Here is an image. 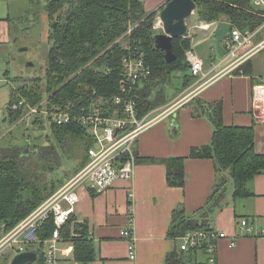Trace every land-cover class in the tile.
Listing matches in <instances>:
<instances>
[{
	"label": "trees",
	"instance_id": "1",
	"mask_svg": "<svg viewBox=\"0 0 264 264\" xmlns=\"http://www.w3.org/2000/svg\"><path fill=\"white\" fill-rule=\"evenodd\" d=\"M46 1V10L52 23L45 83H42L41 77L27 79L28 82L24 80L16 90L12 89L9 107L23 98H27V105L38 106L48 94L51 95L48 96L49 105L61 104L66 107L72 103L77 111L88 103L93 90L108 97L116 95L120 89L122 60L126 53L116 41L129 29L132 31L128 40L133 48L142 52L146 64L151 68L150 76L136 90L139 116H144L165 103V86L172 81L173 73L185 72L187 83L195 77L190 72V63L186 56V52L191 49V38H173V51L177 58L171 63L167 62L165 52L158 49L155 43L157 30L154 23L157 12H146L144 0ZM194 1L197 4L196 14L199 20L213 22L225 15L232 27L250 31H255L264 24V12L257 9L251 0ZM195 108L197 114L211 121L214 132L210 143L193 147L189 156L212 158L218 175L217 183L213 197L211 196L201 214L188 216L180 208L174 211L171 237L181 236L188 230L213 228L207 221L209 211L225 195L230 179L234 181L235 198H245L254 194L249 187L250 182L264 173V154L255 150L253 126L226 125L223 122L221 101L196 102ZM27 111L24 107L18 110L9 108L10 118L17 121ZM41 120L36 117L33 123L42 124ZM50 125L58 143H64L68 136L84 141L86 153L78 168L81 170L88 163L89 149L94 145L89 130L77 122ZM53 155L58 157V151L53 144L30 151H25V147L20 145L0 148V229L2 226L6 230L14 227L66 183L62 178L42 179V172H38L33 165L44 158L50 160ZM185 159L186 157L180 156L160 160L145 158L144 161L161 162L167 168L168 183L171 186H184ZM46 169L52 171L54 167L51 165ZM74 220L73 213L60 229V240L73 241L76 262L87 263L97 258L96 245L89 234L88 224H74ZM72 226L78 235L72 234ZM55 229L54 218L43 223L39 231L40 242L27 246V250L35 251L38 256L35 262L29 264H46L45 241L53 236ZM36 245L37 249H34ZM3 260L0 264H8L11 256ZM165 264L218 262L211 263L206 249L197 248L189 251L176 249L169 253Z\"/></svg>",
	"mask_w": 264,
	"mask_h": 264
},
{
	"label": "crops",
	"instance_id": "2",
	"mask_svg": "<svg viewBox=\"0 0 264 264\" xmlns=\"http://www.w3.org/2000/svg\"><path fill=\"white\" fill-rule=\"evenodd\" d=\"M34 1L20 0L21 3ZM168 1L144 0L145 10L149 14L157 12L159 16ZM6 10L11 12L9 4ZM195 13L196 10L192 16ZM189 19V35L184 37L191 38L190 50L202 60L203 74L187 83L183 72L182 91L161 108L165 110L182 96H185L184 101L176 105L170 115L139 134L134 144L137 162L131 178H119L102 192L94 190L89 182L79 185L80 199L75 207L74 224H88L97 258L87 263L76 262L74 242L61 239L59 264H165L169 253L179 249V238L170 234L174 211L180 208L188 216L201 214L213 197L218 176L212 158L189 156L193 147L210 143L214 132L211 121L196 113V102L221 101L223 122L253 126L255 150L264 154V109L255 111L252 102L253 86L264 76V54H260L264 51L261 34L264 24L255 31L245 30L253 33V46L262 44L259 48L231 55L227 42L236 27H232L227 16L222 15L213 22L198 18L192 24ZM10 21V13L0 18V48L3 50H9L12 38ZM201 24L208 26L201 27ZM158 28L163 29L162 23H157L155 29ZM180 156L186 157L184 186L168 183L167 168L161 162L144 161L145 158L160 160ZM249 187L253 195L235 198L234 191L228 192L227 186L225 195L207 213L209 226L228 235L218 242V264H264V173L257 175ZM241 219H247L253 230L241 227ZM128 226L133 228L134 259L130 258L129 240L121 235V230ZM71 232L79 234L73 226ZM232 238L236 240L235 246L230 245Z\"/></svg>",
	"mask_w": 264,
	"mask_h": 264
},
{
	"label": "built area",
	"instance_id": "3",
	"mask_svg": "<svg viewBox=\"0 0 264 264\" xmlns=\"http://www.w3.org/2000/svg\"><path fill=\"white\" fill-rule=\"evenodd\" d=\"M251 1L264 10V0ZM158 23L161 24V21L159 20ZM199 26L206 27L208 24ZM131 31L132 29H129L116 41L126 51L122 60L123 72L120 89L116 95L108 97L93 90L88 103L79 107L77 111L72 103L66 107L61 104L49 105V98L44 99L38 106L27 105L22 99L11 107L13 110H18L25 105L28 108L25 118L40 117L43 119L41 114L45 113L48 118L46 121L49 123L60 125L71 122L80 123L89 130L94 139V145L89 149L88 163L78 174L14 227L9 230H6L5 226L1 227L0 259L5 256H11L12 259L17 253L26 251L28 245L40 242L41 226L46 220L54 218L56 229L53 236L45 241L44 254L46 264H59L60 229L75 212L80 199L77 191L79 185L89 182L94 190L102 192L113 186L119 178H131L137 162L134 144L139 134L160 118L170 115L173 108L184 101L185 96H182L165 110L159 107L144 116H139L136 90L150 76L151 68L146 64L142 52L133 48L128 40ZM252 34L250 31L234 28L227 42L229 54L235 55L241 52L245 54L259 48L262 44L253 46ZM186 56L192 74L196 78L201 76L203 74L202 60L192 50H188ZM252 97L253 109L257 112L263 110L264 76L254 84ZM240 226L246 227L249 231L253 230L247 219H241ZM121 235L129 240L130 258L134 259L136 254L133 228L130 226L123 228ZM227 236L223 230L210 228L188 230L176 238L180 240V250L204 248L209 255L210 262L215 263L218 242ZM230 245L235 246L236 240L232 238Z\"/></svg>",
	"mask_w": 264,
	"mask_h": 264
},
{
	"label": "rangeland",
	"instance_id": "4",
	"mask_svg": "<svg viewBox=\"0 0 264 264\" xmlns=\"http://www.w3.org/2000/svg\"><path fill=\"white\" fill-rule=\"evenodd\" d=\"M46 3V0H35L31 3H21L20 0H0V18L10 13L12 28L9 50L0 48V148H11L14 145H20L25 147V151H30L31 149H39L41 146L53 144L58 151V157L53 155L50 160L44 158L45 160L42 159L33 165L38 168H36L38 172H42V179L56 180L55 178H62L61 180L67 183L80 172L78 168L83 163L86 153L84 141L79 138L71 139L68 136L64 143H58L52 133L50 123L46 121L48 118H46L45 113L41 114L42 124H34V118H25L27 113L17 121H12L9 114V108L19 102L15 101L9 107L12 89L16 90L23 84L24 80L28 82L27 79L30 78L37 79L41 77L43 79L42 83H45L50 45L49 34L52 23V20L48 17ZM7 4L11 6V12H7ZM157 17L159 16H156L154 27L157 26L159 20ZM190 18L192 24L198 19V15L195 13ZM156 30L157 33H160L163 29L158 28ZM261 34L264 37V31ZM21 48L27 49L23 50ZM260 54H264V51ZM182 77V72L173 73L172 81L165 86V103L163 105L172 101L182 91ZM48 96L51 95H45L43 100ZM23 100L26 101L25 104L29 103L27 98H23ZM23 107L27 111L26 106L23 105ZM28 162H31V160ZM51 165L54 167L52 171L45 170ZM228 187V192L232 193L234 190L232 178ZM4 258L0 259V263L4 261Z\"/></svg>",
	"mask_w": 264,
	"mask_h": 264
},
{
	"label": "water",
	"instance_id": "5",
	"mask_svg": "<svg viewBox=\"0 0 264 264\" xmlns=\"http://www.w3.org/2000/svg\"><path fill=\"white\" fill-rule=\"evenodd\" d=\"M196 8L197 4L194 0H169L160 11L159 20L163 25V32L155 35V43L158 49L165 52L167 62L171 63L176 60L177 56L173 51V38L189 35L187 19L192 16ZM37 258L35 251L26 250L17 253L9 264H29L35 262Z\"/></svg>",
	"mask_w": 264,
	"mask_h": 264
}]
</instances>
